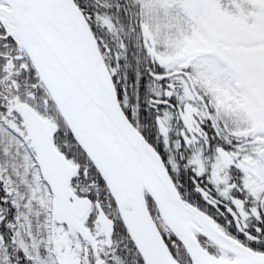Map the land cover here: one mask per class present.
I'll use <instances>...</instances> for the list:
<instances>
[{"label":"snow or ice","instance_id":"snow-or-ice-1","mask_svg":"<svg viewBox=\"0 0 264 264\" xmlns=\"http://www.w3.org/2000/svg\"><path fill=\"white\" fill-rule=\"evenodd\" d=\"M0 264H264V0H0Z\"/></svg>","mask_w":264,"mask_h":264}]
</instances>
